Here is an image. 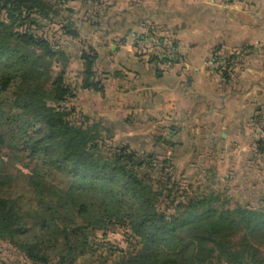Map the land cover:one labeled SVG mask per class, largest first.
Listing matches in <instances>:
<instances>
[{
  "label": "trees",
  "instance_id": "trees-1",
  "mask_svg": "<svg viewBox=\"0 0 264 264\" xmlns=\"http://www.w3.org/2000/svg\"><path fill=\"white\" fill-rule=\"evenodd\" d=\"M76 1L93 3L0 0V156L2 152L12 168L28 172L38 190L63 201L75 217L85 220L91 214L97 227L117 225L129 231L137 247L115 264H264L252 244L264 246V209L236 206L219 212L211 194L194 196L179 189L173 194L180 185L166 172L172 170V157L138 154L128 144L114 142V131L131 118L121 124L91 120L67 107L78 91L104 92V69L90 48L78 55L79 82L67 79L72 57L65 44L79 33L62 16L73 14L64 6ZM94 14H86L87 21ZM45 24L57 29L45 30ZM219 57L227 65L217 73L227 82L237 57L217 53L213 61ZM160 62L148 59L155 66ZM53 63L67 64L51 76ZM252 120L264 124V106ZM159 128L168 134L154 137L155 146L181 147L173 125ZM256 151L264 153V139ZM168 185L170 189L159 190ZM27 198L0 180V242L33 264H99L92 260L86 225H60L52 231L38 227L24 213ZM237 234L243 238L235 246L230 240Z\"/></svg>",
  "mask_w": 264,
  "mask_h": 264
},
{
  "label": "crops",
  "instance_id": "crops-1",
  "mask_svg": "<svg viewBox=\"0 0 264 264\" xmlns=\"http://www.w3.org/2000/svg\"><path fill=\"white\" fill-rule=\"evenodd\" d=\"M97 1L101 10L76 1L81 7L73 14L87 21L92 11H102L97 26L83 33L93 40L87 48L98 54L104 88L113 85L117 106L109 114L133 123L144 118L151 128L169 123L181 147L242 135L264 106V0ZM150 34L171 38L177 63L155 66L132 55ZM217 53L235 55L242 64L234 83L204 66ZM191 132L201 134L198 141Z\"/></svg>",
  "mask_w": 264,
  "mask_h": 264
},
{
  "label": "rangeland",
  "instance_id": "rangeland-1",
  "mask_svg": "<svg viewBox=\"0 0 264 264\" xmlns=\"http://www.w3.org/2000/svg\"><path fill=\"white\" fill-rule=\"evenodd\" d=\"M87 6L90 9L99 7L98 10H101V2L97 0H93V3H88ZM65 7L75 12L80 10L81 3H68ZM100 12L102 11L98 13ZM76 13V15L75 13L70 15L63 12L62 16L70 18V21L79 30L78 39L65 44L68 53L72 57L68 67L65 68L67 79L72 83L79 82L78 73L81 71V64L77 61V57L80 51L89 47V44L93 41L89 40L88 42L87 39L89 38L83 32L86 31V28L96 27V23H98L97 17L91 21H83L78 12ZM44 28L45 30H56L57 26L45 24ZM151 36L146 38L145 43H136L133 47L132 55L145 58L146 61L151 57H155L162 61L160 63H166L168 58H161L159 55H155L153 51L149 52L146 48L143 50L137 48L143 45L150 48L151 45L148 42L152 39L162 40L173 47L171 38L159 34ZM153 50L158 52L154 48ZM170 63L177 62L173 60ZM234 63L233 67L230 68V72L228 70L229 79L232 83H234L232 80H235L236 75L240 73V67L242 66L238 59ZM64 64L67 63H53L50 67L51 76L58 74L64 68ZM204 66L211 72L216 74L219 72V68L215 69L213 65V59L211 62H206ZM103 94L102 97L100 96L101 98H97L96 94L78 91L75 99L70 101L67 107L75 108V114L78 115L80 112V114H84L91 120L99 121L103 119L121 124L122 121L127 119L124 115L114 117V115L109 114L114 109L113 106H117V102L111 99L116 97L113 92V85L106 84ZM126 94L121 93L120 96L124 95L123 97H126ZM256 115L258 114L256 113ZM142 122H144V118L141 119L140 123H133L131 120L129 123L121 125L122 127L120 126L119 130L114 131V142L116 144H128L138 154L154 152L160 153L162 159L172 157V170L169 168L166 172L172 175V181L175 178L176 183L180 185L179 188L172 190L173 194L178 189L194 196L211 194L212 198L215 199L213 207L219 212L232 211L236 206H252L255 209H264V153L256 151L257 142L264 139V124L255 123L253 120L249 121L246 123L245 130L243 128L242 135L232 137L225 143L217 142L212 144L207 140L191 148L185 146L186 144L184 143L182 147L163 149L158 145L155 146L152 140L154 137H166L168 132L166 130L161 131V128L157 126L151 128L147 123L144 122L145 124H143ZM158 125L162 126V124ZM191 133L198 141L201 134ZM1 156L0 180L4 181L8 187L27 195L28 201L24 207V213L38 227L46 225L47 229L52 231L60 225L66 226L72 223L75 226L86 225L85 236L94 253L92 260L99 264H115L125 257L126 254L136 249L135 240L130 239L131 234L129 231H124L117 225L97 227L91 220V214L85 220L75 217V214L64 205L63 201L53 198L45 189L38 190L28 172L19 167L16 169V166L12 168ZM153 188L155 187L153 186ZM170 188L171 185L160 186L159 190L164 192V190ZM160 207L164 208L163 206ZM242 238L243 234H237L230 241L236 246L240 244ZM252 244L258 250L257 257L264 262V246L254 242ZM0 264L33 263L24 259L6 243L0 242ZM215 264H224V262L218 263L215 261Z\"/></svg>",
  "mask_w": 264,
  "mask_h": 264
},
{
  "label": "built area",
  "instance_id": "built-area-1",
  "mask_svg": "<svg viewBox=\"0 0 264 264\" xmlns=\"http://www.w3.org/2000/svg\"><path fill=\"white\" fill-rule=\"evenodd\" d=\"M146 42V41H145ZM142 42V43H145ZM151 47H144V45L141 47H137L139 50H143V49H148L149 52L153 51L155 55H159V57L161 58H168L169 60H176L177 58V54L174 50V48L172 47V45L168 44L167 42H164L162 40H158V39H152L150 40ZM154 49L158 50V52H155ZM145 51V50H144ZM213 65L215 66V69L217 68H221L227 65L224 57H219L216 61H213Z\"/></svg>",
  "mask_w": 264,
  "mask_h": 264
}]
</instances>
